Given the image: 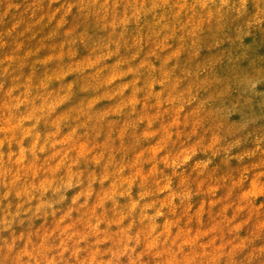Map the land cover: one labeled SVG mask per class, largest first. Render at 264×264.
Listing matches in <instances>:
<instances>
[{"label":"rangeland","instance_id":"374dc122","mask_svg":"<svg viewBox=\"0 0 264 264\" xmlns=\"http://www.w3.org/2000/svg\"><path fill=\"white\" fill-rule=\"evenodd\" d=\"M0 264H264V0H0Z\"/></svg>","mask_w":264,"mask_h":264}]
</instances>
